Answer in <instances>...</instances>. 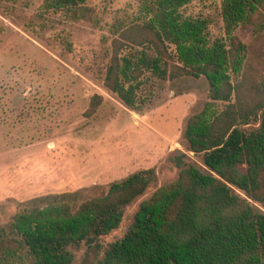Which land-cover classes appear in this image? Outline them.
Here are the masks:
<instances>
[{
  "label": "rangeland",
  "instance_id": "rangeland-1",
  "mask_svg": "<svg viewBox=\"0 0 264 264\" xmlns=\"http://www.w3.org/2000/svg\"><path fill=\"white\" fill-rule=\"evenodd\" d=\"M181 11L207 19L211 38H226L223 0H191ZM140 15L139 0H87L74 9L51 8L47 0H0V231L42 197L72 193L78 206L134 172L156 169L157 180L126 206L121 225L98 238L101 253L90 254L85 242L69 247L75 264L88 254L97 261L124 238L140 204L177 180L172 152L187 153L188 163L211 172L185 137L190 118L210 100L204 76L170 80L147 69L138 109L105 84L116 52L135 57L146 48L121 38ZM235 35L247 47L246 74L264 84V10L237 25ZM243 72L232 74L234 86ZM97 96L101 103L93 108ZM251 201L264 212V204Z\"/></svg>",
  "mask_w": 264,
  "mask_h": 264
},
{
  "label": "trees",
  "instance_id": "trees-1",
  "mask_svg": "<svg viewBox=\"0 0 264 264\" xmlns=\"http://www.w3.org/2000/svg\"><path fill=\"white\" fill-rule=\"evenodd\" d=\"M86 1L47 3L74 9ZM190 1L139 0L141 18L121 38L146 48L135 57L116 52L105 84L138 109L147 69L170 80L204 76L210 100L190 118L185 137L211 172L188 163L187 153L172 152L168 161L179 169L177 180L140 204L127 234L111 244L103 259L93 261L88 254L83 264H264V212L251 201L264 204V84H254L246 74L247 47L235 35L237 25L261 14L264 0H223L227 35L215 39L207 19L181 11ZM242 71V81L234 86L232 74ZM96 98L93 108L101 103ZM219 101L227 102L224 108ZM253 120L259 126H250ZM156 180V169H143L78 206L72 193L40 198L41 204L18 212L0 231V264H75L69 247L82 242L90 254L101 253L98 238L117 229L126 206Z\"/></svg>",
  "mask_w": 264,
  "mask_h": 264
}]
</instances>
